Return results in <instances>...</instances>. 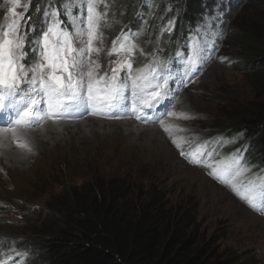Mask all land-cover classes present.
<instances>
[{"label": "rangeland", "instance_id": "1", "mask_svg": "<svg viewBox=\"0 0 264 264\" xmlns=\"http://www.w3.org/2000/svg\"><path fill=\"white\" fill-rule=\"evenodd\" d=\"M122 1L94 0L100 16L93 41V48L99 51L90 54L91 61L96 62L91 64L94 75L110 78L112 69H120L126 62L130 61L132 70L135 69L139 54H156L155 58L163 54L159 59L151 60L146 67L159 69L163 65L162 74L173 86L168 82V93L172 91L174 94L169 107L162 109L167 104L164 100L139 113L147 116V122L136 119L132 114V82L127 80L122 101L126 108L115 109L108 115H92L91 109H81L80 114L46 119L18 128L16 138L2 131L13 125L0 122V264H11L7 261L8 256L14 260L12 264H30L33 257L29 258V255L33 251H23L11 242L17 243L16 238L30 230H38L42 214L51 211L56 197L79 188L91 178H125L142 187L143 191L160 190L166 194L170 208H187L189 228L195 230L203 246L211 242L210 251L215 256L235 261V264H264V213L252 207L253 203L255 205L252 198L257 195L252 184L248 185L251 183L247 179L248 167L240 164L237 170L232 169L223 159L210 163L209 171H206L201 165L197 166V161H189L184 156L185 152L192 150L196 138L209 130L207 126L228 110L224 101L247 107L249 103L264 98V84L252 81L245 71L236 67L240 64L250 67L253 59L247 56L239 61L240 56L232 52L234 44L230 42L233 34L242 33L247 28L257 34L262 33L264 29L251 18L264 23V0L258 4L255 0H219L220 5L215 0L207 6L206 15L199 20L201 28L196 30L203 35L205 54L210 52L211 55L202 66L197 65L198 71L190 76L186 74L184 65L187 58L178 62L176 57L179 54L165 57L164 41L158 35L154 37L150 28L145 27L148 19L129 33H115L108 41L106 31L114 16L122 10ZM24 4L31 6V0H21V7L17 9L23 13L20 34H26L27 56L21 62L26 68H31L40 59L39 46L32 40L36 39L31 36L32 28L24 31L22 27L29 21L28 14L39 5L25 9ZM50 5L52 10L57 5L64 11V24L69 23L70 26L63 28L71 34L74 46H79L81 39L86 46L87 35L78 37L79 25L74 27L73 21H78L83 15L86 29L87 0H54ZM1 7L0 25H6L11 21L7 12L10 0H3ZM146 17L151 19L149 15ZM171 26L170 30L174 27ZM43 27L46 30L47 24ZM143 34L148 44L140 47L138 37ZM198 36L184 44L189 46V51ZM29 38L32 41L28 46ZM132 45L135 47L131 48ZM129 48L130 52L127 51ZM84 62L86 73L90 65L88 55H85ZM251 67L256 69V65ZM127 73L125 66L118 77L122 83ZM132 75H138L137 70L132 71ZM168 112L174 115L169 116ZM0 119H7V115ZM219 122L217 120L216 124ZM165 127L168 131L164 130ZM17 140L27 142L32 150L18 147ZM219 178L228 179L227 184L218 181ZM6 242L8 246L5 247ZM32 263L43 262L37 259Z\"/></svg>", "mask_w": 264, "mask_h": 264}, {"label": "trees", "instance_id": "2", "mask_svg": "<svg viewBox=\"0 0 264 264\" xmlns=\"http://www.w3.org/2000/svg\"><path fill=\"white\" fill-rule=\"evenodd\" d=\"M2 1L0 0V18L3 16ZM53 1L31 0L30 8L39 5L38 10L32 9L27 16L29 21L22 29L26 31L29 27L32 28L31 36L36 37L32 39L35 40L34 43L37 40L36 33L41 28L43 10L49 9ZM147 1L121 2L122 10L114 16L111 20L114 25L111 23L106 31L108 41L115 33H129L148 19L145 27L150 28L154 37L158 35L164 41L165 57L179 54L176 57L178 62L185 60L187 56L184 44L196 35L200 36V32L196 30L202 25L199 20L204 18L207 6L215 0ZM258 2L260 0H255V4ZM215 3L220 5L219 0ZM57 9L62 26L69 27V23L64 24V11L54 5L53 10ZM262 9L264 10V6ZM146 15L151 16V19ZM251 19L264 29L261 20ZM171 25L174 26L172 30ZM138 38L140 47L147 43L145 34ZM32 40L29 38L27 45ZM230 42L234 44L232 52L240 56L239 61L248 56L253 59L249 66L256 65L255 69L240 64L236 66L237 69L245 71L252 81L264 84V30L257 34L247 28L242 33L233 34ZM180 48L183 49L182 52L178 51ZM155 55H137V65L133 70L146 69ZM162 55H158L155 60ZM159 81L160 79L152 80L153 86ZM223 104L228 110L216 117L207 126L209 130L194 141L192 151L195 153L192 155L195 156L191 158L189 150L184 156L189 161L194 159L197 166L205 168L210 162L215 163L238 153L241 165L249 169L247 179H250L257 195L254 199L256 206L252 207L264 213V98L249 103L247 107L225 101ZM217 120H220L219 124H216ZM237 162L231 163L232 169L239 168L240 163ZM205 170L209 171L208 168ZM218 181L227 184L228 179L219 178ZM134 184L125 178H91L79 188L70 189L56 197L52 201L51 211L42 214L38 230H30L16 238L17 243H11L14 242L23 251H33L29 258L33 257L34 262L42 260V264L236 263L215 256L210 251V241L204 246L198 241L195 230L189 228L187 208H170L166 194L162 191H143L142 187ZM240 184H243L242 181ZM3 246H8V242ZM32 261L29 263L33 264Z\"/></svg>", "mask_w": 264, "mask_h": 264}, {"label": "snow or ice", "instance_id": "3", "mask_svg": "<svg viewBox=\"0 0 264 264\" xmlns=\"http://www.w3.org/2000/svg\"><path fill=\"white\" fill-rule=\"evenodd\" d=\"M29 6L23 5L25 9ZM20 7L21 0H10L7 12L11 21L6 25H0V117L7 115V119H0V122L13 125L3 128V133H11L13 138H16L18 128L38 124L46 119L60 118L73 113L80 114L81 109L83 111L91 109L92 115H108L115 109L126 108L122 101L125 98L127 80L132 82L134 97L132 114L138 120L147 122V116H141L139 113L145 108L162 103L169 95L168 81L162 74L163 65L159 69L151 67H147L146 70L140 69L138 75L133 77L132 63L129 61L126 65H121L120 69L113 68L110 78L107 76L97 78L94 75L91 64L96 62L91 61L90 54L99 51L93 48V41L97 36L100 19L94 0H87L86 29L83 15L78 21H73L74 27L79 25L77 36L87 35L86 46L83 39L79 46H74L71 34L62 26L58 9L51 10V6L45 9L44 20L39 32L36 33L40 59L33 67L26 68L21 62L26 58L27 52L26 34L25 36L20 34V25L23 23V13L17 11ZM44 24H47L46 30ZM115 43L116 41L113 42L114 46ZM134 47L135 45L131 46ZM121 48H124L123 44ZM131 48L127 51L130 52ZM190 48L191 51L188 45L185 46L187 60L184 61L186 74L189 76L198 71L197 65L202 66L211 55L210 52L205 54L206 45L200 40L192 42ZM115 50L114 47L113 51ZM85 55H88L90 60L86 73ZM125 66L128 73L122 83L118 77ZM96 68H99V64H96ZM156 79L164 80V83L153 86L152 80ZM168 115L173 116L174 113L168 112ZM160 123L163 127V120ZM164 130L168 131V128L165 127ZM17 146L32 150L27 142L21 143L17 140ZM252 199L254 201L255 198Z\"/></svg>", "mask_w": 264, "mask_h": 264}, {"label": "bare ground", "instance_id": "4", "mask_svg": "<svg viewBox=\"0 0 264 264\" xmlns=\"http://www.w3.org/2000/svg\"><path fill=\"white\" fill-rule=\"evenodd\" d=\"M52 123V122H51ZM48 125V124H47ZM56 126V125H55ZM52 127H53V125H52ZM58 127V126H57Z\"/></svg>", "mask_w": 264, "mask_h": 264}]
</instances>
